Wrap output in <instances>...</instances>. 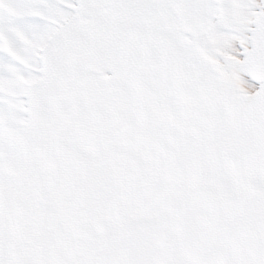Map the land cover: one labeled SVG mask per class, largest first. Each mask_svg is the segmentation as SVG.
<instances>
[{"label":"snow or ice","instance_id":"snow-or-ice-1","mask_svg":"<svg viewBox=\"0 0 264 264\" xmlns=\"http://www.w3.org/2000/svg\"><path fill=\"white\" fill-rule=\"evenodd\" d=\"M0 264H264V0H0Z\"/></svg>","mask_w":264,"mask_h":264}]
</instances>
